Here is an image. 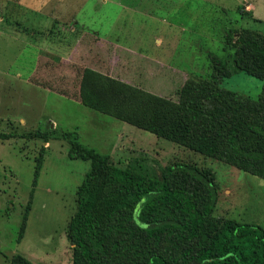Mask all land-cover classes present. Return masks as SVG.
I'll return each instance as SVG.
<instances>
[{"label":"rangeland","instance_id":"obj_1","mask_svg":"<svg viewBox=\"0 0 264 264\" xmlns=\"http://www.w3.org/2000/svg\"><path fill=\"white\" fill-rule=\"evenodd\" d=\"M244 28L264 34V0H0V132L15 135L0 139V264L14 254L72 263L67 226L90 162L69 158L68 140L44 141L40 132L71 131L115 165L152 176L174 162L210 169L218 184L213 217L264 228L263 179L79 101L85 67L176 99L189 79L213 81L211 53L233 71L219 84L256 98L262 81L235 70L226 42L229 31Z\"/></svg>","mask_w":264,"mask_h":264},{"label":"trees","instance_id":"obj_2","mask_svg":"<svg viewBox=\"0 0 264 264\" xmlns=\"http://www.w3.org/2000/svg\"><path fill=\"white\" fill-rule=\"evenodd\" d=\"M234 34L238 36L233 42ZM226 37L228 45L234 46L235 70L262 81L256 98L219 84L233 71L211 53L213 81L189 79L177 89L176 99L85 67L79 101L264 180V34L244 28L229 31ZM14 136L0 132V139ZM37 136L44 141L66 139L71 144L69 158L90 162L67 226L71 264H264L261 225L213 217L218 184L210 169L174 162L152 176L115 165L109 155L80 143L71 131L58 137L53 131ZM43 156L41 147L33 187ZM29 209L30 203L24 210L18 242ZM9 264L34 263L14 254Z\"/></svg>","mask_w":264,"mask_h":264},{"label":"crops","instance_id":"obj_3","mask_svg":"<svg viewBox=\"0 0 264 264\" xmlns=\"http://www.w3.org/2000/svg\"><path fill=\"white\" fill-rule=\"evenodd\" d=\"M251 6H252V4H251ZM254 7V6H253ZM255 17H257V16H255ZM259 18V17H258ZM3 19V18H2Z\"/></svg>","mask_w":264,"mask_h":264}]
</instances>
